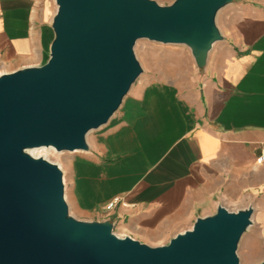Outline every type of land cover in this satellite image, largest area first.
Returning a JSON list of instances; mask_svg holds the SVG:
<instances>
[{"label":"water","instance_id":"95a60500","mask_svg":"<svg viewBox=\"0 0 264 264\" xmlns=\"http://www.w3.org/2000/svg\"><path fill=\"white\" fill-rule=\"evenodd\" d=\"M234 1L54 0L46 61L0 74V264H240L250 205L219 204L151 246L117 235L111 219L72 216L59 166L28 152L88 150L87 134L110 119L142 72L138 39L183 44L202 70L222 39L216 14Z\"/></svg>","mask_w":264,"mask_h":264},{"label":"crops","instance_id":"0c3cea01","mask_svg":"<svg viewBox=\"0 0 264 264\" xmlns=\"http://www.w3.org/2000/svg\"><path fill=\"white\" fill-rule=\"evenodd\" d=\"M47 1L0 0V74L46 61ZM231 4L222 39L187 90L131 87L86 139L68 199L80 219H111L117 235L157 246L219 204L250 205L251 227L264 243V162L255 161L264 149V0Z\"/></svg>","mask_w":264,"mask_h":264},{"label":"rangeland","instance_id":"374dc122","mask_svg":"<svg viewBox=\"0 0 264 264\" xmlns=\"http://www.w3.org/2000/svg\"><path fill=\"white\" fill-rule=\"evenodd\" d=\"M160 5L170 4L173 0H155ZM234 4H228L221 8L215 18L217 27H223L225 18L233 12ZM44 14L51 18L56 10L53 0H48L43 5ZM229 18V17H228ZM134 54L142 68V72L132 84L135 88L139 85H148L152 83H167L176 86L179 90H187L196 67L190 54V50L183 44H163L147 39H138L133 47ZM130 87V88H131ZM132 88V89H133ZM99 129L91 130L86 139L90 142ZM33 156L43 157L50 162L56 163L62 171L64 183V197L68 205L69 213L77 219H80L78 210L69 202L71 197L72 184L76 183L73 179L78 170V159L87 155L82 151H56L53 148H38L32 151ZM76 167V171L74 170ZM78 177V172H76ZM69 184V185H68ZM236 255L240 264H256L264 257V243L261 242L259 233L249 227L241 236Z\"/></svg>","mask_w":264,"mask_h":264},{"label":"built area","instance_id":"2783aa9c","mask_svg":"<svg viewBox=\"0 0 264 264\" xmlns=\"http://www.w3.org/2000/svg\"><path fill=\"white\" fill-rule=\"evenodd\" d=\"M257 163H263L264 162V149L261 150L260 154L256 157L255 160ZM118 199L117 198H113L110 201H108L105 205H104V209L105 210H110L112 209L115 204L117 203Z\"/></svg>","mask_w":264,"mask_h":264},{"label":"bare ground","instance_id":"6f19581e","mask_svg":"<svg viewBox=\"0 0 264 264\" xmlns=\"http://www.w3.org/2000/svg\"><path fill=\"white\" fill-rule=\"evenodd\" d=\"M40 148H45V147H40ZM46 148H50V147H46ZM34 149H38V148H34ZM34 149H30V150H28V152H29L31 155H33L32 151H33Z\"/></svg>","mask_w":264,"mask_h":264}]
</instances>
